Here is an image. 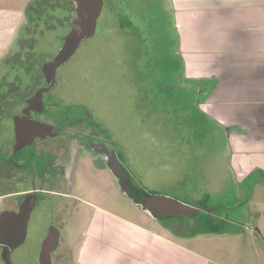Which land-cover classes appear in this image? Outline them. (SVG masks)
Segmentation results:
<instances>
[{
    "label": "rangeland",
    "instance_id": "1",
    "mask_svg": "<svg viewBox=\"0 0 264 264\" xmlns=\"http://www.w3.org/2000/svg\"><path fill=\"white\" fill-rule=\"evenodd\" d=\"M27 2L15 0V6L24 10ZM24 22L25 15L18 29ZM33 35L37 41L21 50L23 69L15 57L7 63L20 49L16 38L0 59V71H6L0 92L6 74L21 77L26 89L33 75L28 61H50L63 45L60 26L43 24ZM177 51L172 0H110L95 34L59 67L57 105L69 118L88 116L143 189L201 208L176 223L191 236L169 230L174 238L216 259L210 264H264V179H239L230 162L228 130L199 109L196 89L183 84ZM74 171L72 192L87 203L142 223L160 221L123 193L99 157L84 155ZM211 206L218 212L209 229L204 217Z\"/></svg>",
    "mask_w": 264,
    "mask_h": 264
},
{
    "label": "crops",
    "instance_id": "2",
    "mask_svg": "<svg viewBox=\"0 0 264 264\" xmlns=\"http://www.w3.org/2000/svg\"><path fill=\"white\" fill-rule=\"evenodd\" d=\"M172 4L183 84L196 89L201 112L227 128L230 162L239 179H264V0ZM24 10L15 0H0V59L12 50ZM102 212L106 219L93 221L85 236V264L216 260L174 238L160 221L142 223L107 209Z\"/></svg>",
    "mask_w": 264,
    "mask_h": 264
},
{
    "label": "flooded vegetation",
    "instance_id": "3",
    "mask_svg": "<svg viewBox=\"0 0 264 264\" xmlns=\"http://www.w3.org/2000/svg\"><path fill=\"white\" fill-rule=\"evenodd\" d=\"M109 1L104 0L103 10ZM24 15L25 22L15 37L20 49L7 61L15 57V63L22 69L25 62L21 50L37 41L33 33L39 32L43 24L45 27L60 26L64 31V42L77 16L76 3L75 0H28ZM28 62L31 65L27 68H32L33 75L31 84L24 90L23 79L18 75L14 79L9 74L1 75H4L2 83L6 89L0 92V212L19 210L29 198H36L25 239L12 250L11 260L13 264H40L44 240L54 231L58 240L51 250L52 264H85L81 256L87 231L93 221H103L106 216L102 212L105 208L87 203L72 192L74 170L84 155L99 157L104 163L108 150H114L121 161L122 158L116 148L90 125L88 116L72 119L61 112L57 105L59 98L53 91L58 84L59 68L53 86L43 92L42 101L35 99L41 88L50 85L43 71L47 61ZM34 62L38 65L33 66ZM2 72L6 71L3 69L0 74ZM28 111L35 122L45 123L51 130L39 131L31 141L20 145L17 118H23ZM130 186L138 194L141 185L131 175ZM71 200L76 203H70ZM208 211L215 214L218 208L211 206ZM75 222H78L77 228ZM101 226L104 230L103 224ZM3 251L0 247V264H5Z\"/></svg>",
    "mask_w": 264,
    "mask_h": 264
},
{
    "label": "water",
    "instance_id": "4",
    "mask_svg": "<svg viewBox=\"0 0 264 264\" xmlns=\"http://www.w3.org/2000/svg\"><path fill=\"white\" fill-rule=\"evenodd\" d=\"M75 3L77 16L65 36L63 45L54 58L43 65V71L50 85L41 88L37 92L35 96L37 101L41 102L43 92L53 86L58 68L75 54L84 39L94 35L96 32L104 0H75ZM17 130L21 142L20 145H23L25 144L23 142L31 141L35 135L39 134V131H50L51 126L35 122L28 111L23 118H17ZM27 130L28 132H26ZM106 150L105 148L104 151L107 152ZM104 163L116 177L123 193L154 218L159 220L170 217L183 218L185 216H195L200 212V207L166 194L152 193L145 189L139 195L136 194L130 186V173L114 150L110 152L108 150ZM35 200V197L29 198L26 203H22L19 210H4L0 212V247L4 250L2 260L5 264H13L11 252L25 239L30 212ZM57 240V233L51 231L44 240L40 264H52L51 250Z\"/></svg>",
    "mask_w": 264,
    "mask_h": 264
},
{
    "label": "trees",
    "instance_id": "5",
    "mask_svg": "<svg viewBox=\"0 0 264 264\" xmlns=\"http://www.w3.org/2000/svg\"><path fill=\"white\" fill-rule=\"evenodd\" d=\"M142 190H143V188H142V186L140 187V186H138V195L142 192ZM201 210V209H200ZM201 212V211H200ZM199 212V213H200ZM198 213V214H199ZM197 214V215H198ZM196 216V215H195ZM211 217H212V213H210L209 211H206L205 210V217H204V223H205V226H206V228H209V229H212V228H215L214 226H213V224L211 225V221H210V219H211ZM214 218V217H213ZM176 220H174V224L173 223H169V222H167V221H165V220H160V222H164L163 224H164V226L168 229V230H171L172 232H174L175 234H178V235H180V234H182V235H184L183 233H182V230L181 229H178L177 228V225H176V223H178V222H180V218H175ZM208 225V226H207ZM180 230H181V232H180ZM214 230V229H213ZM184 236H186V237H190L189 235H184Z\"/></svg>",
    "mask_w": 264,
    "mask_h": 264
}]
</instances>
